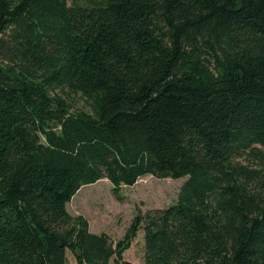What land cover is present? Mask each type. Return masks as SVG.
<instances>
[{
    "label": "trees",
    "instance_id": "16d2710c",
    "mask_svg": "<svg viewBox=\"0 0 264 264\" xmlns=\"http://www.w3.org/2000/svg\"><path fill=\"white\" fill-rule=\"evenodd\" d=\"M186 177L124 236L66 204ZM264 264V0H0V264Z\"/></svg>",
    "mask_w": 264,
    "mask_h": 264
},
{
    "label": "rangeland",
    "instance_id": "374dc122",
    "mask_svg": "<svg viewBox=\"0 0 264 264\" xmlns=\"http://www.w3.org/2000/svg\"><path fill=\"white\" fill-rule=\"evenodd\" d=\"M186 177L157 178L146 174L132 186L122 185L116 195L111 183L105 179L81 186L66 204L72 215L83 214L89 220L91 231L107 232L114 241L121 239L134 215L172 203ZM67 263L78 264L67 250ZM123 258L132 264L144 262L143 230L139 229L123 252ZM108 264H114L113 259Z\"/></svg>",
    "mask_w": 264,
    "mask_h": 264
},
{
    "label": "crops",
    "instance_id": "0c3cea01",
    "mask_svg": "<svg viewBox=\"0 0 264 264\" xmlns=\"http://www.w3.org/2000/svg\"><path fill=\"white\" fill-rule=\"evenodd\" d=\"M90 229H91V226H90Z\"/></svg>",
    "mask_w": 264,
    "mask_h": 264
}]
</instances>
